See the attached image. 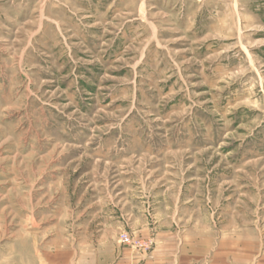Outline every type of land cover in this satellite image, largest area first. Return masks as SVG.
<instances>
[{
	"label": "rangeland",
	"instance_id": "374dc122",
	"mask_svg": "<svg viewBox=\"0 0 264 264\" xmlns=\"http://www.w3.org/2000/svg\"><path fill=\"white\" fill-rule=\"evenodd\" d=\"M171 224L264 264V0H0V264Z\"/></svg>",
	"mask_w": 264,
	"mask_h": 264
},
{
	"label": "crops",
	"instance_id": "0c3cea01",
	"mask_svg": "<svg viewBox=\"0 0 264 264\" xmlns=\"http://www.w3.org/2000/svg\"><path fill=\"white\" fill-rule=\"evenodd\" d=\"M168 207L172 213L177 212L176 203ZM138 223L140 234H149L148 220L142 218ZM173 227L172 224L168 226L159 245L147 256L129 252L118 256L115 264H242L243 255L245 263L248 261L249 240L246 237L210 234L186 237Z\"/></svg>",
	"mask_w": 264,
	"mask_h": 264
},
{
	"label": "built area",
	"instance_id": "2783aa9c",
	"mask_svg": "<svg viewBox=\"0 0 264 264\" xmlns=\"http://www.w3.org/2000/svg\"><path fill=\"white\" fill-rule=\"evenodd\" d=\"M120 242L129 244L131 242V238L127 233H121L119 236Z\"/></svg>",
	"mask_w": 264,
	"mask_h": 264
}]
</instances>
